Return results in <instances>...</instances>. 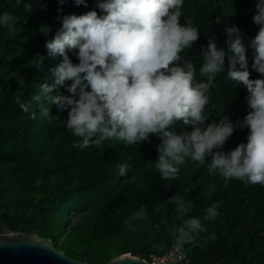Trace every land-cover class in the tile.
<instances>
[{
    "label": "trees",
    "instance_id": "trees-1",
    "mask_svg": "<svg viewBox=\"0 0 264 264\" xmlns=\"http://www.w3.org/2000/svg\"><path fill=\"white\" fill-rule=\"evenodd\" d=\"M43 2L46 9L39 0H0V14L19 18L15 36L0 26V233L39 234L88 264H106L128 253L150 261L151 255H163L175 244L171 230L183 221L176 218L170 199L179 196L192 202L185 218H199L205 229L195 243L181 247L189 259L182 264H264V186L210 175L207 161L201 165L190 158L175 179L164 181L155 168L158 137L131 146L105 141L80 149L73 147L79 138L66 128V111L53 106L50 122L39 116L33 97L62 60L45 47L62 27L58 17L90 10L103 15L96 0H88L87 7L72 0ZM27 3L31 12L23 7ZM255 8L256 0H184L181 24L190 20L200 29V39L182 55L195 61L197 74L207 37L227 47L226 23L244 31L246 41L255 37ZM217 17L223 19L219 25ZM43 27L51 31L43 32ZM252 51L249 47L250 66ZM69 56L78 63L75 55ZM226 75V70L218 74L209 90V122L222 118L219 109L234 122L247 114L246 89L235 88ZM252 78L260 77L252 71ZM17 95L32 105L28 113L16 103ZM33 110L36 120L31 119ZM175 130L186 129L178 123ZM248 131L237 129L224 150L246 142ZM122 163L130 165L123 177L117 171ZM212 204H218L219 215L205 220Z\"/></svg>",
    "mask_w": 264,
    "mask_h": 264
},
{
    "label": "clouds",
    "instance_id": "clouds-1",
    "mask_svg": "<svg viewBox=\"0 0 264 264\" xmlns=\"http://www.w3.org/2000/svg\"><path fill=\"white\" fill-rule=\"evenodd\" d=\"M39 2L46 9V3ZM67 2L57 0L60 5ZM72 2L88 5V0ZM96 4L103 15L90 10L58 17L62 27L45 47L49 55L62 60L33 97L39 116L50 122L53 106L66 111V128L79 138L73 147L80 149L99 147L105 141L131 146L158 137L155 168L164 181L175 179L179 166L190 158L201 165L207 161L210 175L264 186V0H256L252 20L259 30L255 37L246 41L244 31L226 23L227 47H220L216 37H207L198 55L202 58L198 74L195 61L182 55L200 39V29L190 20L181 24L184 0H96ZM23 7L31 12L33 6ZM18 19L4 12L0 26L15 36ZM222 22L221 17L215 19L217 25ZM41 30L51 31L48 27ZM225 70L235 88L246 89L247 114L234 122L219 109L217 116L222 118L209 122L208 93ZM252 71L260 78L253 79ZM16 103L25 113L32 108L19 95ZM31 119H37L36 110L31 111ZM178 123L186 129L179 134ZM237 129L249 130L246 142L225 151ZM129 168L127 163L117 165L118 175L126 176ZM170 200L176 206V218L183 221L171 230L175 246L195 243L205 229L199 218H185L192 202L179 196ZM218 207H208L204 219L215 220Z\"/></svg>",
    "mask_w": 264,
    "mask_h": 264
},
{
    "label": "water",
    "instance_id": "water-1",
    "mask_svg": "<svg viewBox=\"0 0 264 264\" xmlns=\"http://www.w3.org/2000/svg\"><path fill=\"white\" fill-rule=\"evenodd\" d=\"M0 264H88L69 257L54 242L39 234L1 233ZM106 264H150L131 253L117 256Z\"/></svg>",
    "mask_w": 264,
    "mask_h": 264
},
{
    "label": "built area",
    "instance_id": "built-area-1",
    "mask_svg": "<svg viewBox=\"0 0 264 264\" xmlns=\"http://www.w3.org/2000/svg\"><path fill=\"white\" fill-rule=\"evenodd\" d=\"M1 234V233H0ZM187 255L183 252L181 247L172 245L169 251L163 255H151L150 264H182L188 262Z\"/></svg>",
    "mask_w": 264,
    "mask_h": 264
}]
</instances>
